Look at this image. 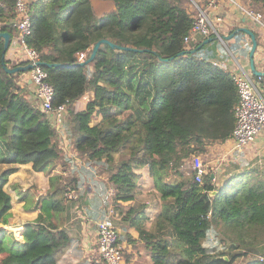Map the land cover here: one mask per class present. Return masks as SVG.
<instances>
[{
	"label": "trees",
	"instance_id": "1",
	"mask_svg": "<svg viewBox=\"0 0 264 264\" xmlns=\"http://www.w3.org/2000/svg\"><path fill=\"white\" fill-rule=\"evenodd\" d=\"M106 1L114 8L100 16L91 0H35L28 9L31 32L24 42L44 63L53 106L67 102L62 125L67 141L92 170L99 165L107 170L116 202L134 199L140 184L135 170L148 167L161 209L155 232L139 230V238L153 264H234L249 254L254 258L247 264H263L264 240H257V234L264 230V170L235 164L222 167L219 175L207 172L201 182L167 185L155 168L165 165L182 173L187 159L204 153L211 143L230 139L235 127L238 95L231 73L217 64L216 52L201 45L203 40L184 41L195 10L191 5L192 13L186 9L187 0ZM242 1L264 13V0ZM0 3V31L13 36L15 1ZM244 35L238 32L231 39L238 45ZM100 40L115 46L101 44L91 62L78 65L80 54L86 60ZM3 52L0 38V164L11 166L0 173V264H57L69 237L64 229L45 224L43 216L61 208V199L53 197L64 186L50 181L47 198L34 207L41 213L36 222L24 223L19 238L8 230V177L26 164L34 172L46 171L63 150L34 92L33 100L18 86L20 72H5ZM4 63L10 61L4 57ZM54 63L68 66H48ZM85 95V107L75 109ZM102 111L106 115L91 124L92 116ZM117 152L127 157L115 164L111 158ZM132 212L125 218L133 223ZM216 225L236 236L224 251H209L203 244Z\"/></svg>",
	"mask_w": 264,
	"mask_h": 264
},
{
	"label": "crops",
	"instance_id": "2",
	"mask_svg": "<svg viewBox=\"0 0 264 264\" xmlns=\"http://www.w3.org/2000/svg\"><path fill=\"white\" fill-rule=\"evenodd\" d=\"M34 1L27 0L28 9ZM101 1L104 2V6H112L113 8V4L110 1L91 0L96 15L100 12L97 5ZM202 1L206 3V0ZM237 1L243 2L242 0ZM100 5L102 4L100 3ZM207 12L211 17L221 18V22L218 24L221 36L230 35V32L238 27H245L256 33L257 49L254 54V62L257 69L264 70V51L260 48V34L255 29L253 22L228 2L219 1L215 4L214 8H209ZM3 21L4 19L0 18V24ZM11 38L14 42L16 32ZM202 40H205V38L196 36L193 37L192 41L198 42ZM249 43H251L250 38L245 34L241 37L238 45L235 38L226 39L223 43L212 40L207 45L216 52L217 60H215L218 62L217 64L227 68L231 75L243 69L252 76L248 61L249 50H246ZM219 44L221 45L219 46ZM221 46L225 52L221 51ZM236 55L240 60L237 59ZM5 57L10 61V64L7 65L8 67L18 65L23 61V54L17 45L9 46ZM262 81H260L262 85L259 89L264 97V80ZM17 84L25 93L27 92L32 95V99L34 100V89L30 82L29 72L20 73L17 77ZM87 98L88 95H85L77 101L79 103H75V106L79 108L77 110L85 107ZM93 120L94 124L97 123V115H93ZM209 145L220 150L221 157L226 162H234L239 158L240 154L237 155L233 150V141L231 139L223 143H211ZM63 152L62 158L51 164L46 171L34 172L30 170L27 164L18 167L27 168L26 170L32 173L31 177L33 178L45 173L46 180L44 183L40 182L37 185L42 190L40 192L36 191L35 188L31 191V188H19L14 185L17 190L13 193L16 196L10 192L12 196V218V211H14L13 204L17 203L21 207L19 211L16 210L17 214L15 215H19L24 220L14 223V219H11L12 227H8V230L15 231V235L17 234L16 236L19 238V232L23 229L25 222H36L37 216L41 212L39 209H34V207L47 198L46 190L49 189V184L52 180L54 182L53 186H64L63 192L53 197V199H61V208L58 211L52 210L48 214H44V222L47 225L49 223L53 224L57 229H64L69 237V244L59 254L57 264H92V260L96 256V223L101 220L107 221L117 230L119 243L124 251L125 264H153L144 241L139 238V230L149 233L155 232L157 216L161 209L159 192L153 185L154 179L149 175L148 167L145 166L135 170L140 175V184L134 199L116 202L113 201V195L110 194L112 185L107 184V170H104L99 165L95 166V170L92 171L86 168V165L89 166L86 163V158L79 155L76 151L80 160L67 157ZM241 155L247 160L259 157L258 159L262 160V162H259V164L255 163V165L260 170H264V131L244 149ZM122 157L126 158L127 155L117 152L112 155L111 161L116 164L120 159H123ZM222 166H220V170ZM155 168L158 177L167 185H176L177 183L187 182L191 179V171L186 167L179 174L174 173L169 166L159 165ZM106 184L108 188L103 192L102 187ZM66 193L75 196V198H66ZM130 209L133 210L131 214L134 219L133 223L131 218H125L126 213Z\"/></svg>",
	"mask_w": 264,
	"mask_h": 264
},
{
	"label": "built area",
	"instance_id": "3",
	"mask_svg": "<svg viewBox=\"0 0 264 264\" xmlns=\"http://www.w3.org/2000/svg\"><path fill=\"white\" fill-rule=\"evenodd\" d=\"M14 11L16 14L15 21L12 24L15 28L16 38L14 42L10 41L9 46H19L25 63L33 64V68L29 71L30 82L37 98L38 106L41 111L47 115L54 128L60 135L59 147L64 151L65 156L80 160L78 154L67 149H63L68 141L63 130L64 115L67 108V102L54 107L52 104L54 90L47 83V73L41 66L36 65L39 62L38 54L27 47L24 42L31 32V17L28 12L27 0H14ZM228 2L235 6L241 14L249 18L259 32V45L264 51V15L249 6H245L237 0H189L191 7L195 10L193 23L189 34L184 38L185 43L193 40V37L200 36L203 38L215 37L220 42H224L219 32L218 24L221 22L220 17H211L208 14L209 8H214L217 2ZM202 3V5H201ZM0 5H2L0 3ZM84 54H80L81 61ZM22 61V62H23ZM233 81L237 88L238 100L234 107L235 127L232 137L233 150L237 155H241L244 149L250 145L264 131V97L259 89L261 77H253L240 69L232 74ZM68 148V147H67ZM70 148V147H69ZM68 148V149H69ZM239 155V157H240ZM192 177L196 182H201L202 177L207 173L205 164L200 155L194 156L191 165ZM115 189L111 187L110 194L114 195ZM66 198L74 199L75 196L66 193ZM96 256L92 260V264H125L124 251L119 243V235L114 226L107 221L101 220L96 223Z\"/></svg>",
	"mask_w": 264,
	"mask_h": 264
},
{
	"label": "rangeland",
	"instance_id": "4",
	"mask_svg": "<svg viewBox=\"0 0 264 264\" xmlns=\"http://www.w3.org/2000/svg\"><path fill=\"white\" fill-rule=\"evenodd\" d=\"M100 3L102 5H100ZM242 4H244L245 6H249L250 8H252L258 12H261L257 7L252 6V5L248 4L247 2H242ZM184 5H185L186 9L192 13V11L190 10L189 0L184 1ZM201 5H202V3H201ZM97 8H98V10H100V12H98L99 14H97V15H103V14L109 12L110 10H112L114 8V5H113V8H112V6L111 7L110 6H104V2L101 1L97 5ZM262 14L264 15V13H262ZM216 40L218 42H220L217 38H216ZM259 42H260V40H259ZM236 57H237V55H236ZM237 59L240 60L238 57H237ZM261 85L262 84L259 82L258 86L260 88H261ZM75 103H79V102L76 101ZM75 109H79V108L75 106ZM105 115H106L105 111L100 112L99 115H97V117H98L97 122L99 121V119H101ZM91 119H92L91 124H94L93 116ZM67 147L68 148L70 147V148L68 149ZM63 149L73 151V146L71 144H69V142H68L67 146L65 147V143H64ZM221 155L222 154L220 153V150H218L217 148L210 147V145L206 146L204 153L200 154V156H201V158L205 164V168H206L207 172L214 171V172H217L219 175L221 173L220 166H222V165H223L222 167H224L225 169H229V168H232V166L234 167L235 164L239 165V164H243V163H247V164L249 163V165H251V167H254L255 163L259 164V162H262V160L258 159L259 157H255L251 160H247V159L243 158L242 155H240L238 160H236L234 162H226L225 160H223V157H221ZM194 156H197V155H193L191 158L186 160V166L185 167L187 169H189V171L192 170L191 165H192V159ZM240 160H242V161H240ZM9 167H11V166L6 165V164H0V173ZM86 168L91 169V167L88 165H86ZM26 169L27 168H22V167L18 168L13 174H11L8 177V186L7 187L11 190L13 195H14L13 192H16V190H17L15 188L16 186L19 188H29V189L31 188V191L33 190V188H35L36 191H38V192L42 191L38 188L37 185H39L40 182H42V183L45 182V180H46L45 173L36 176V178H33V177H31L32 173H30ZM94 170H92V171H94ZM191 177H192V172H191ZM14 185H16V186L14 187ZM14 196H16V194ZM20 207L21 206L17 203L13 204L14 211H12L13 212V218L12 219H14L13 220L14 223H17V222L19 223V222H21V220H24L21 217H19V215H15V214H17L16 210L19 211ZM209 232L210 233H209L208 237L203 242L204 246L207 249H209V251H224V250H226L228 244L231 242L230 239L233 240L236 237L234 232H232L230 229H225L222 225L213 226ZM257 235H258L257 240L260 241L261 238L264 240V230H262ZM253 258H254V255L249 254L244 258H239L238 261L235 262L234 264H247ZM260 261L263 262V260H261V259H260ZM263 264H264V262H263Z\"/></svg>",
	"mask_w": 264,
	"mask_h": 264
},
{
	"label": "water",
	"instance_id": "5",
	"mask_svg": "<svg viewBox=\"0 0 264 264\" xmlns=\"http://www.w3.org/2000/svg\"><path fill=\"white\" fill-rule=\"evenodd\" d=\"M238 32H243L244 34H246L250 38L251 46H250L249 53H248V61H249V69H250V72H251L252 76H254V77H264V70L257 69V67L255 66V62H254V54H255V51L257 49V40L255 38V35H254L253 31H251L250 29L245 28V27H238V28L234 29V31L230 35H228V36H223L222 35L221 38L223 39V41H225L226 39L232 38ZM0 38H2L3 42H4V52L2 54V66H3L4 70H5V72H7L8 74H15V73H18V72H20V73L29 72L34 66L31 63H25L23 65H15L13 67H8L4 63V57H5L4 53L9 48V44H10V41H11V35L8 32L0 31ZM212 40L213 39L211 37H208V38H206L205 40L202 41L201 45H205V44L211 42ZM101 44H109L112 47L115 46L112 43H109V41H107V40L98 41L93 46L92 52L89 55V57L86 60H84V61H80L78 63V65H83V64L91 62L93 60V58H94V56H95V54H96V52L99 49ZM201 45H199L198 48H200ZM117 48L127 49L126 47H117ZM36 65L42 67L44 65V63L36 62ZM48 66L49 67H58V66L67 67L68 65L67 64L54 63V64H49ZM212 177H213V175H212Z\"/></svg>",
	"mask_w": 264,
	"mask_h": 264
}]
</instances>
